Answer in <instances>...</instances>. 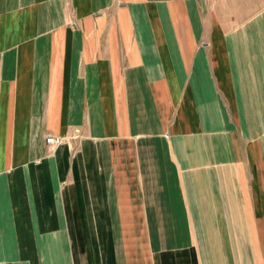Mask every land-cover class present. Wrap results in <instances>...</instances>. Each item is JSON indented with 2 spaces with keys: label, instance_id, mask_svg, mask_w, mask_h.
<instances>
[{
  "label": "crops",
  "instance_id": "crops-1",
  "mask_svg": "<svg viewBox=\"0 0 264 264\" xmlns=\"http://www.w3.org/2000/svg\"><path fill=\"white\" fill-rule=\"evenodd\" d=\"M0 264H264V0H0Z\"/></svg>",
  "mask_w": 264,
  "mask_h": 264
},
{
  "label": "built area",
  "instance_id": "built-area-1",
  "mask_svg": "<svg viewBox=\"0 0 264 264\" xmlns=\"http://www.w3.org/2000/svg\"><path fill=\"white\" fill-rule=\"evenodd\" d=\"M64 138L65 137L63 135L49 134L46 136V142L50 145H57V144L63 142Z\"/></svg>",
  "mask_w": 264,
  "mask_h": 264
},
{
  "label": "rangeland",
  "instance_id": "rangeland-1",
  "mask_svg": "<svg viewBox=\"0 0 264 264\" xmlns=\"http://www.w3.org/2000/svg\"><path fill=\"white\" fill-rule=\"evenodd\" d=\"M64 137H65V136H64ZM65 138H66V137H65ZM65 138H64V139H65Z\"/></svg>",
  "mask_w": 264,
  "mask_h": 264
}]
</instances>
